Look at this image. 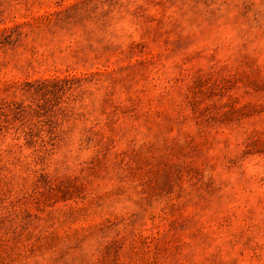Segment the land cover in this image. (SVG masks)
<instances>
[{
	"label": "rangeland",
	"instance_id": "1",
	"mask_svg": "<svg viewBox=\"0 0 264 264\" xmlns=\"http://www.w3.org/2000/svg\"><path fill=\"white\" fill-rule=\"evenodd\" d=\"M0 264H264V0H0Z\"/></svg>",
	"mask_w": 264,
	"mask_h": 264
}]
</instances>
